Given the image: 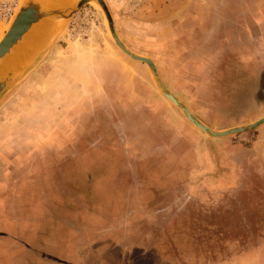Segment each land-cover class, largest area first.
<instances>
[{
    "label": "rangeland",
    "instance_id": "374dc122",
    "mask_svg": "<svg viewBox=\"0 0 264 264\" xmlns=\"http://www.w3.org/2000/svg\"><path fill=\"white\" fill-rule=\"evenodd\" d=\"M104 1L120 41L154 62L198 121L225 131L264 118V0ZM20 2L0 0L5 33ZM51 22L38 30L48 46L0 98V218L20 215L23 224L0 227V264H69L60 250L85 223L89 233L117 231L101 222L109 214H121V233L137 239L112 248L105 235L111 250L98 264H128L121 252L129 243L136 264H264V125L225 138L203 133L150 68L116 45L97 0ZM86 126L103 144L76 161L73 174L55 160L57 178L26 179L37 163L29 154L44 151L36 141L48 142L56 129L76 138L64 151L81 152ZM129 194L131 210L103 205L120 195L124 206ZM12 239L31 246L17 249ZM149 249L153 256L140 255Z\"/></svg>",
    "mask_w": 264,
    "mask_h": 264
},
{
    "label": "crops",
    "instance_id": "0c3cea01",
    "mask_svg": "<svg viewBox=\"0 0 264 264\" xmlns=\"http://www.w3.org/2000/svg\"><path fill=\"white\" fill-rule=\"evenodd\" d=\"M85 112L89 113V107H88V109H85ZM87 117L90 118V121L93 122V115L92 114L87 115ZM88 125H89V123H88ZM49 128H51V127H49ZM89 128H90V126H89ZM89 128L87 126L85 128L86 129L85 132H87L89 134V136L86 135V136H83L82 138H80V145H82V148H83V151H81V152H73V151L66 152V151H64V145H67V144L73 145L72 139H76V138H73V137L69 138V136H66V134L61 135V136L56 135L57 134L56 129H54L52 131V135H50L48 137V142H42L40 140L36 141V145L38 147L39 146L42 147V149L44 151L43 152L42 151H39V152L35 151V152H32L29 154L33 158L32 160H35L37 163L32 166V169H31L32 171H30V174H27L26 179L30 178L32 180L31 182H34L36 180V175H38V179L36 181H46L52 177L57 178L59 171L56 169L55 164L50 163V162H54L55 160L65 161L68 169L70 168L69 169L70 172L71 173L75 172L76 166H77L76 161L84 158L85 154L87 152L93 150L95 146H97V148H100V146H98V144H100V145L103 144L102 140L96 141L95 140L96 137L90 136L91 129H89ZM50 131H51V129H50ZM235 175L236 174H232V173L229 174V176H232V177ZM221 181H222L221 179H218L219 183H221ZM31 182H29V183H31ZM118 182L119 181L117 180V183ZM126 182H127V185L124 184V188H127L125 193H131V189H133V186L131 187L129 179H127ZM116 186H118V185L117 184L115 185L114 191L119 192V190L116 189ZM38 187H39V189L47 188V190H49V189L50 190H56L60 186H50V185L42 184ZM218 187H220V186L218 185L216 187V189H214V191L219 192L220 190ZM17 189L19 190V188H17ZM229 189H231V188H229ZM33 191H35L34 187H33ZM243 195L235 197L234 201L239 202L240 200L245 199V198H242ZM127 196H129V198L127 199V202L123 201L125 203L124 206L120 205V203H121V200L119 199L120 195L112 197L111 202L109 204H107V205L103 204V205L107 209L109 207L110 210H115V209L116 210H119V209L131 210V209L136 207V204L134 202H132V200L130 199V197H131L130 194ZM40 208H42V207H40ZM113 214H115L114 211H113ZM246 214H247V211H246ZM19 216L11 215L10 218L9 217L8 218H0V227L10 225L11 222H16L17 225H23L22 219H18ZM116 216H118V215L115 214L112 217V214H109L108 218H105V215H104V218H103V216L101 218V222L105 223L107 225H111V226L113 224H116V226L118 227L116 229L117 231L111 232L108 234L106 232L103 233V232H94V231H90V233H89V231L87 230L88 227H86V225L89 226V224L85 223L84 226L81 227V231L75 232V236H72L70 238V241L68 242V244H66L62 247L60 252L64 253V255H62L63 257H61V256L60 257L63 260L68 261L69 264H90V256L95 255L96 262L98 264L100 262V259H102V261H103V258L105 257V255L101 252L111 250L110 246L112 244H102V242L105 240V237H106L105 235H107L108 238H112L113 239L112 242H115V243H113L112 248L119 247L121 245V243H123V241H125V240H126V242H130V243H132V241H136L137 237H132L131 235L129 236V235H126L125 233H121L120 224H121V217L122 216H121V214L118 217H116ZM248 217L246 215V218H248ZM27 219H30V218L23 219L24 220V226L32 225L28 222ZM129 219L131 221V218H129ZM33 223L35 224V222H33ZM37 223L38 224L44 223V219H41V223L36 222V224ZM69 228H70V226L68 227V229ZM73 229H75V227H71L70 230L73 231ZM110 230H112V229H110ZM2 239H5L4 236H2ZM12 240L16 241L17 249H19L20 245H22V248H23L22 250H25L26 248L31 246V243L28 242L27 240L25 241V243H23V242L21 243V241H23L21 239L20 240L19 239H12ZM130 243L125 247V249L124 248L122 249L121 256L123 258H126V257L129 258L128 264H131V257H132L133 258V260H132L133 264L134 263L136 264V257H137L136 254H137L138 250H137V248H130V246H131ZM139 253L141 256L148 258L150 256H153V249L143 250L142 252H139ZM64 258H66V259H64ZM247 260L248 259H242L240 261H247ZM43 264H45V263H43Z\"/></svg>",
    "mask_w": 264,
    "mask_h": 264
},
{
    "label": "water",
    "instance_id": "95a60500",
    "mask_svg": "<svg viewBox=\"0 0 264 264\" xmlns=\"http://www.w3.org/2000/svg\"><path fill=\"white\" fill-rule=\"evenodd\" d=\"M92 0H77L71 7L57 8L55 6L47 7L46 9L36 0H28L19 9L14 21L11 24L10 29L6 32L4 39L0 42V62H2L8 55L12 53V50L18 47L15 52L23 50L31 42L25 37L36 29V26L43 21H59L73 17L83 6L90 3ZM101 6L105 16L107 18L111 36L114 39L116 45L132 60L142 62L146 64L155 78L159 82L163 95L170 100L174 105L182 110L186 118L203 133L209 135L212 138H225L231 135L245 133L248 131L256 130L264 125V118L256 121L253 124H249L242 127H236L225 131H215L198 121L192 113L173 95L171 94L165 85L162 83L158 69L154 62L146 57L136 55L130 51L118 38L114 20L110 13V10L104 0H97ZM32 35L30 36V39ZM25 63L18 71L12 70L6 76L0 78V98L9 89L11 84L16 82V79L21 75L22 69L27 65Z\"/></svg>",
    "mask_w": 264,
    "mask_h": 264
},
{
    "label": "bare ground",
    "instance_id": "6f19581e",
    "mask_svg": "<svg viewBox=\"0 0 264 264\" xmlns=\"http://www.w3.org/2000/svg\"><path fill=\"white\" fill-rule=\"evenodd\" d=\"M27 1L28 0H21L22 3L21 2L20 3L24 4ZM36 1L41 3V5L46 9L47 7L50 6H55L57 8H61V7L68 8L74 5L77 0H36ZM48 24H56V23H53L50 20H48L38 24L36 26V29L25 37V39L27 40V38L30 39V36L32 35V38L30 39L31 42L28 44V46L19 52H15V50L18 48L16 47L15 49L12 50V53L10 55H8L2 62H0V78L6 76L12 70L14 71L20 70L22 66L25 63L30 62V60L39 51H42L45 46L46 47L48 46L50 40L47 43V36L45 35V33L38 31L40 29L46 30V28H51V26H49ZM10 27L11 26H9V29ZM56 34L53 38L56 37ZM5 35H6L5 29L2 26H0V42L4 39Z\"/></svg>",
    "mask_w": 264,
    "mask_h": 264
}]
</instances>
